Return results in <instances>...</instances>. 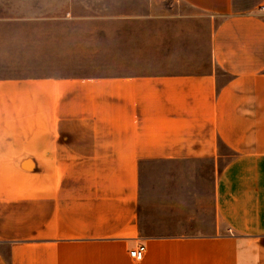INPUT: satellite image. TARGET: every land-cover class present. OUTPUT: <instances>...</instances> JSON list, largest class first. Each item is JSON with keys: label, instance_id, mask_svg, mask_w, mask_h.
Here are the masks:
<instances>
[{"label": "crops", "instance_id": "crops-1", "mask_svg": "<svg viewBox=\"0 0 264 264\" xmlns=\"http://www.w3.org/2000/svg\"><path fill=\"white\" fill-rule=\"evenodd\" d=\"M175 1L113 30L109 72L0 75V264H264V0ZM223 148L210 233H145L140 166Z\"/></svg>", "mask_w": 264, "mask_h": 264}, {"label": "rangeland", "instance_id": "rangeland-1", "mask_svg": "<svg viewBox=\"0 0 264 264\" xmlns=\"http://www.w3.org/2000/svg\"><path fill=\"white\" fill-rule=\"evenodd\" d=\"M188 11L175 0H0V34H8L0 35V55L17 50L23 59L0 62V75L109 72L113 30L126 29L129 21L132 29L142 28L146 22L152 29L153 18ZM180 21L185 28L193 25L190 19ZM195 29L201 32L204 27L195 26L192 31L193 44L199 48L203 40L196 37ZM69 31H83L87 42L70 44ZM23 40L28 44L23 45ZM80 56L87 61L80 62ZM75 64L85 69L73 67ZM221 153L225 157L218 165L202 159L140 166L149 194L141 216L145 233L168 237L210 233L216 175L233 154L226 148Z\"/></svg>", "mask_w": 264, "mask_h": 264}, {"label": "built area", "instance_id": "built-area-1", "mask_svg": "<svg viewBox=\"0 0 264 264\" xmlns=\"http://www.w3.org/2000/svg\"><path fill=\"white\" fill-rule=\"evenodd\" d=\"M262 9H264V6H262ZM129 253L134 260L142 261L146 253V246L143 243H138L129 251Z\"/></svg>", "mask_w": 264, "mask_h": 264}]
</instances>
